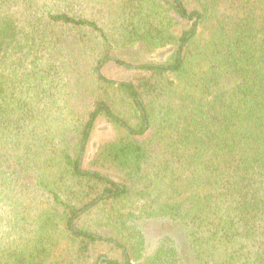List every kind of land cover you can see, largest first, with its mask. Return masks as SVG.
<instances>
[{
	"label": "trees",
	"instance_id": "1",
	"mask_svg": "<svg viewBox=\"0 0 264 264\" xmlns=\"http://www.w3.org/2000/svg\"><path fill=\"white\" fill-rule=\"evenodd\" d=\"M0 264H264V0H0Z\"/></svg>",
	"mask_w": 264,
	"mask_h": 264
},
{
	"label": "rangeland",
	"instance_id": "2",
	"mask_svg": "<svg viewBox=\"0 0 264 264\" xmlns=\"http://www.w3.org/2000/svg\"><path fill=\"white\" fill-rule=\"evenodd\" d=\"M122 56L126 59L135 58L134 60L139 62V50H127L122 53ZM144 61L159 62L162 61V57L159 54H154L152 56H146ZM120 71V70H118ZM111 76L117 77V73L114 70L108 71ZM138 226L144 232L148 244V251L152 252L157 246L159 240L169 235L176 240L179 249L184 257H187V246L183 238L182 229L176 223L171 222L168 219H150L138 222Z\"/></svg>",
	"mask_w": 264,
	"mask_h": 264
}]
</instances>
